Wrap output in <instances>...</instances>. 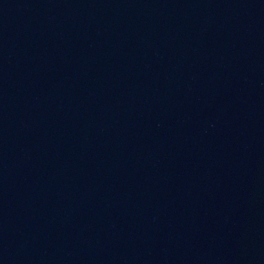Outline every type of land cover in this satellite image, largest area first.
<instances>
[{
  "label": "water",
  "instance_id": "95a60500",
  "mask_svg": "<svg viewBox=\"0 0 264 264\" xmlns=\"http://www.w3.org/2000/svg\"><path fill=\"white\" fill-rule=\"evenodd\" d=\"M0 264H264V0H0Z\"/></svg>",
  "mask_w": 264,
  "mask_h": 264
}]
</instances>
